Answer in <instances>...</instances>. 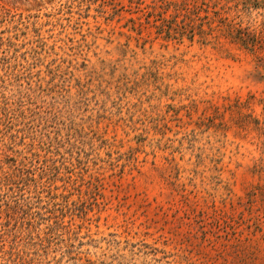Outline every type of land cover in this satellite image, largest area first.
<instances>
[{"label": "rangeland", "instance_id": "1", "mask_svg": "<svg viewBox=\"0 0 264 264\" xmlns=\"http://www.w3.org/2000/svg\"><path fill=\"white\" fill-rule=\"evenodd\" d=\"M250 4L0 0V264H264Z\"/></svg>", "mask_w": 264, "mask_h": 264}, {"label": "trees", "instance_id": "2", "mask_svg": "<svg viewBox=\"0 0 264 264\" xmlns=\"http://www.w3.org/2000/svg\"><path fill=\"white\" fill-rule=\"evenodd\" d=\"M245 3H251L250 6H252V0H243ZM264 5V4H263ZM227 29L229 31V34L232 36L233 39L239 40L241 42H256V38H254L255 34H251L250 32H243L240 28L236 27L234 24H227ZM264 29V28H263ZM191 32V30H186V28L182 31V33Z\"/></svg>", "mask_w": 264, "mask_h": 264}]
</instances>
